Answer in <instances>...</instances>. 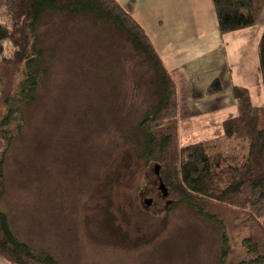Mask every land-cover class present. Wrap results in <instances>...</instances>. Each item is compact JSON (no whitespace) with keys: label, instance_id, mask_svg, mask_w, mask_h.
<instances>
[{"label":"rangeland","instance_id":"rangeland-1","mask_svg":"<svg viewBox=\"0 0 264 264\" xmlns=\"http://www.w3.org/2000/svg\"><path fill=\"white\" fill-rule=\"evenodd\" d=\"M199 1L207 32L214 13L210 0ZM263 27L261 20L246 38L242 31L227 32L221 48L226 62L217 65L231 71V80L258 105L264 103L257 70ZM36 42L44 55L35 99L21 109V134L3 165L0 209L16 237L61 264H221V226L188 205L171 207L158 189L154 162L136 152L142 143L138 123L158 94L148 58L112 24L61 11L42 13ZM172 65L184 104L187 91L196 89L188 86L184 66ZM1 70L12 91L14 70ZM236 105L197 115L189 124L182 105L179 143L212 138L220 128L215 122L234 115ZM215 142L224 150L217 167L246 158L245 141ZM145 198H152L150 205ZM241 233L233 236L228 263L243 254Z\"/></svg>","mask_w":264,"mask_h":264},{"label":"trees","instance_id":"trees-1","mask_svg":"<svg viewBox=\"0 0 264 264\" xmlns=\"http://www.w3.org/2000/svg\"><path fill=\"white\" fill-rule=\"evenodd\" d=\"M211 2L220 34L255 25L264 8V0ZM46 10L110 23L148 58L157 76L158 94L150 112L138 123L142 134V143L135 146L138 156L159 166L157 176L167 188L165 198L171 207L188 205L221 226V264H264V103L254 104L247 88L233 85L238 114L223 120L212 138L181 145L177 84L143 26L117 0H0V70L8 67L16 76L11 91L0 71V198L5 193L6 153L21 134V109L34 101L39 83L44 52L36 42V26ZM257 70L264 97V27L257 43ZM220 90V80L215 77L206 93ZM220 139L245 141L246 158L217 167L224 154L215 142ZM237 230L242 231L239 244L243 254L228 263V249ZM0 258L7 264H61L50 253L19 240L1 209Z\"/></svg>","mask_w":264,"mask_h":264},{"label":"crops","instance_id":"crops-1","mask_svg":"<svg viewBox=\"0 0 264 264\" xmlns=\"http://www.w3.org/2000/svg\"><path fill=\"white\" fill-rule=\"evenodd\" d=\"M117 1L143 26L157 51L167 63L168 67H170L169 70L171 75V68H173L172 64H177L178 67L184 66L189 77L188 86L191 90L192 87L196 89V91L193 90V93L187 91L185 103L183 104L179 86L172 75L176 81L178 94L180 96L179 128L182 122V117H180L182 105L186 113V115H184L185 121L188 124L189 121L193 120L197 115L215 110H221V112H223L229 107L236 105L232 93V86L242 84H235V82L231 80V71L230 74H227L226 67L225 69H223V67L218 69L217 67V65H223L226 62L224 56L227 55L221 48L223 45L222 43L230 39V36H228V33L220 34L218 32L215 14V20L214 22L212 21L209 31H202V29H204L203 16L206 15L199 0ZM210 5L213 10L212 2ZM261 20H263L264 23V8L257 23ZM254 27L255 25L236 31H242L246 38L252 35L251 33ZM234 32L231 35L234 36ZM215 77L221 78V90L215 94L206 96V88ZM196 95L198 96L195 97ZM192 99L196 100L191 101ZM217 99H221V102H219V100L217 101ZM231 99L232 101H230ZM238 112L239 109L236 108L234 115L230 117L236 116ZM225 119L227 118L219 119L215 122L217 125H215L214 128L220 127L222 121ZM206 127H209V124H207ZM193 138L203 139L197 137ZM0 264L6 263L0 258Z\"/></svg>","mask_w":264,"mask_h":264},{"label":"water","instance_id":"water-1","mask_svg":"<svg viewBox=\"0 0 264 264\" xmlns=\"http://www.w3.org/2000/svg\"><path fill=\"white\" fill-rule=\"evenodd\" d=\"M158 170H159V166L155 165V173L158 174ZM158 189L160 190L162 196L165 198L167 195V188L165 187V185L159 180V185H158ZM152 202V198H145L144 199V203L146 205H150Z\"/></svg>","mask_w":264,"mask_h":264}]
</instances>
